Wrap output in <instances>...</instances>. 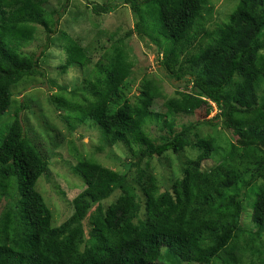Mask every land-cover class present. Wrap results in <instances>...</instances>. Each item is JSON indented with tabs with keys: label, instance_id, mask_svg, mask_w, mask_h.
Segmentation results:
<instances>
[{
	"label": "trees",
	"instance_id": "trees-1",
	"mask_svg": "<svg viewBox=\"0 0 264 264\" xmlns=\"http://www.w3.org/2000/svg\"><path fill=\"white\" fill-rule=\"evenodd\" d=\"M122 1L134 16V28L123 40L136 37L155 56L161 76L184 83V91L166 100L145 78L136 100L128 98L134 66L118 48L107 67L99 64L96 77L91 73L95 80L88 93L103 106L88 112L68 94L50 98L70 133L78 124H95L108 147L123 144L132 155L141 149L128 165L136 170L133 182L127 171L77 156L75 171L84 190L60 226L36 188L49 175V158L17 117L0 147V203L6 201L0 211V264H159L166 246L179 264H264V247H258L264 236V184L255 195L253 228L242 225L245 197L264 180V0H238L228 22L214 28L209 0H107L93 11L111 14ZM48 2L0 0V116L12 106L13 87L48 75L44 56L72 0L57 11L49 10ZM42 34L46 43L39 55L26 53ZM60 38L66 54L61 73L93 64L92 44L83 47L64 32ZM158 99L164 100L161 110L155 109ZM214 107L218 114L209 119ZM201 108L197 123L179 124L181 115ZM151 125L167 134L155 149ZM202 126L219 127L226 137L200 138ZM188 149H196L197 156L187 158L182 176L161 192L150 161ZM206 162L214 165L204 169ZM116 192L117 201L103 206Z\"/></svg>",
	"mask_w": 264,
	"mask_h": 264
},
{
	"label": "rangeland",
	"instance_id": "rangeland-1",
	"mask_svg": "<svg viewBox=\"0 0 264 264\" xmlns=\"http://www.w3.org/2000/svg\"><path fill=\"white\" fill-rule=\"evenodd\" d=\"M48 1L47 7L51 11L59 10L66 2V0ZM106 2L107 0H72L70 10L60 20L58 34L52 39L50 50L44 56L46 61L43 65L47 66L48 75L45 78H32L30 81H23L13 87L11 89L12 106L0 116V147L8 127L19 117L27 137L49 158V175L42 177L36 188L53 213L55 226H60L72 216V202L84 190L83 182L75 171L77 156H87L101 165L121 173L127 171L131 182H133L136 170L128 165L136 161L141 149L136 150L135 155H132L131 151L123 144L112 148L108 147L104 143L103 132L95 124H78L77 129L70 133V127L61 119L63 113L54 109L50 103V98L57 94L65 96L68 94L70 99L73 98L88 112L103 106V101L97 103L95 96L88 93V88L95 80L93 76H95L96 66L101 64L107 67L110 55L113 50L118 48L125 50L134 66L130 79L132 87L128 93V98L131 97L132 100H136L140 94L141 83L145 78L152 80L159 86L166 100L179 97L178 93L184 91V83H173L161 76L163 72L156 65L155 56L136 37L123 40L126 32L134 28V16L130 9L124 8L123 1L120 4L122 6L120 10L111 14H103V16H96L93 11L94 7L96 5L103 6ZM237 2L238 0H209V6L213 9L210 27L214 28L215 24L220 23V25L226 24L237 8L232 10ZM62 32L71 37H76L83 47L92 44L95 48L93 64L87 70L76 67L70 69L66 74L60 72V66L64 64L66 57L62 46L64 43L60 38ZM45 43V35L42 34V37L30 43L24 51L39 55L40 49L45 46ZM48 62L50 65H47ZM91 73L93 74L92 77ZM163 104V99L156 100L155 109L161 110ZM24 105L27 106V109H22ZM204 112L205 108H201L195 109L193 115H181L178 119L179 124H195ZM69 114L72 117L75 113L70 110ZM216 114L218 111L214 107L209 119ZM149 132L154 141L152 149L161 146L163 144L162 139L167 136L166 132L154 125L150 126ZM197 133L200 138L220 135L226 137L219 127L202 126ZM191 140L196 141V138L192 136ZM195 156H197L196 149H188L182 155L168 154L161 158L154 157L150 161V171L158 178L161 192L171 188L174 179L182 176L183 165L187 158H195ZM213 165V162H206L203 167L209 169ZM144 166L143 163L141 167L144 168ZM263 184L264 180L261 179L248 192L250 198L245 197L246 207L242 218V225L245 228H253L251 224L254 211L253 203L256 199L255 195L260 191ZM134 186L138 195L144 200L140 186L138 184ZM119 196L120 193L116 192L108 201L103 203V206L108 207L116 202ZM5 205L6 201L1 200L0 211L4 209ZM141 216L143 219L144 215L141 214ZM88 223L85 224L86 232L91 228V218H89ZM258 247H264V236ZM251 259L254 260L256 257ZM254 261L256 262V260ZM159 264H179L170 247L166 246L162 249Z\"/></svg>",
	"mask_w": 264,
	"mask_h": 264
}]
</instances>
